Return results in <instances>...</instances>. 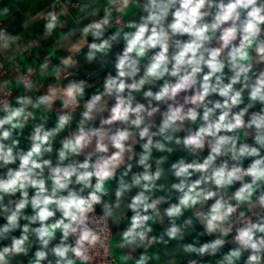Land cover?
<instances>
[{"label": "clouds", "instance_id": "9594fccd", "mask_svg": "<svg viewBox=\"0 0 264 264\" xmlns=\"http://www.w3.org/2000/svg\"><path fill=\"white\" fill-rule=\"evenodd\" d=\"M0 264H264V0H0Z\"/></svg>", "mask_w": 264, "mask_h": 264}, {"label": "crops", "instance_id": "0c3cea01", "mask_svg": "<svg viewBox=\"0 0 264 264\" xmlns=\"http://www.w3.org/2000/svg\"><path fill=\"white\" fill-rule=\"evenodd\" d=\"M44 2H50V0H44ZM74 11V10H73ZM23 19L22 17L18 18L17 24H19L20 20Z\"/></svg>", "mask_w": 264, "mask_h": 264}]
</instances>
